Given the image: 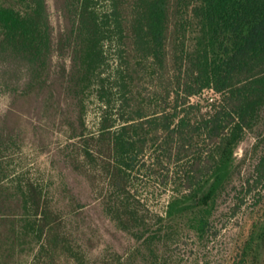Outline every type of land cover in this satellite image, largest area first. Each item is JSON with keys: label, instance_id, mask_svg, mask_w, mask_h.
Segmentation results:
<instances>
[{"label": "trees", "instance_id": "obj_1", "mask_svg": "<svg viewBox=\"0 0 264 264\" xmlns=\"http://www.w3.org/2000/svg\"><path fill=\"white\" fill-rule=\"evenodd\" d=\"M60 1L55 34L47 0H0V95L10 112L34 98L62 114L65 160L94 194L55 204L48 184L16 171L20 131L0 116V264H177L186 237L210 264L227 223L264 206V0ZM112 48L149 62L151 93L134 88L129 61L111 70ZM173 159L183 165L171 173ZM154 174L163 211L141 189ZM93 202L129 236L97 256L81 223ZM228 262L264 264V216Z\"/></svg>", "mask_w": 264, "mask_h": 264}, {"label": "rangeland", "instance_id": "obj_2", "mask_svg": "<svg viewBox=\"0 0 264 264\" xmlns=\"http://www.w3.org/2000/svg\"><path fill=\"white\" fill-rule=\"evenodd\" d=\"M54 26L55 34L66 24L63 12L61 10L60 0H47ZM125 57H121L116 48L110 50L111 70L114 71L122 60L131 63V71L134 72V88H140L144 93H151L154 90L151 76V68L148 61H141L135 58L133 48H127ZM54 61L57 63L58 58ZM110 70V71H111ZM114 80V79H112ZM205 95L215 98L216 94L212 90H207ZM198 100L194 97L193 101ZM11 99L7 95H0V116L3 119L5 129L16 128L20 131V140L23 143L17 151L15 159L16 171L26 173L34 179L48 184V190L54 197V203L61 207L70 204V196L81 197L84 200L93 196L94 189L88 180L79 172L73 170L69 161L65 160L64 148L66 141V126L62 125L64 117L54 116L53 111L47 112L42 105L34 98L19 99L14 103V109L9 111ZM100 108L98 103L93 101L88 109L86 122L92 130L97 129L100 117ZM255 136L250 134L248 139L238 149L237 154L241 156L245 153ZM148 158V155H147ZM170 171L173 167L183 165V162L177 164L176 160L170 163ZM177 164V165H176ZM167 169H164L166 172ZM141 189L146 193L144 195L150 206L157 211H163L168 198V191H165L159 185L158 177L154 174L151 176L144 175L140 181ZM264 216V206L256 213L247 216L244 221L241 215L228 222L214 243L211 244L209 251L210 264H228V258L232 254H236L243 242L248 237L254 222ZM85 230L93 237L89 246L92 255L97 256L102 249L115 246L120 248V244L124 246L129 242V236L123 232L116 230L114 225L105 216L102 209L97 203H91L84 209L83 218L81 220ZM184 252L182 260L177 264H205V259L200 254L202 249L199 244L193 240V237H186L181 245ZM231 261V260H230Z\"/></svg>", "mask_w": 264, "mask_h": 264}]
</instances>
